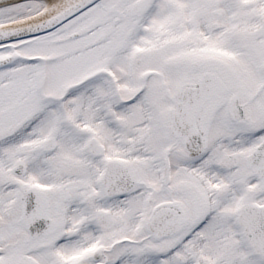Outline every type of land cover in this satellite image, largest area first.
<instances>
[{
    "label": "snow or ice",
    "instance_id": "snow-or-ice-1",
    "mask_svg": "<svg viewBox=\"0 0 264 264\" xmlns=\"http://www.w3.org/2000/svg\"><path fill=\"white\" fill-rule=\"evenodd\" d=\"M0 264H264V0H0Z\"/></svg>",
    "mask_w": 264,
    "mask_h": 264
}]
</instances>
